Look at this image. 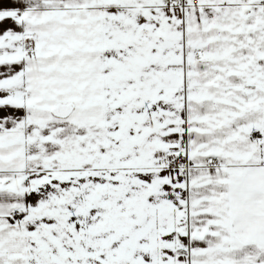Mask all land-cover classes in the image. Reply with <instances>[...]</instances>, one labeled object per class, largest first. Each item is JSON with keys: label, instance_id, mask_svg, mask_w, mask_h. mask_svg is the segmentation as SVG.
<instances>
[{"label": "snow or ice", "instance_id": "obj_1", "mask_svg": "<svg viewBox=\"0 0 264 264\" xmlns=\"http://www.w3.org/2000/svg\"><path fill=\"white\" fill-rule=\"evenodd\" d=\"M0 264H264V0H0Z\"/></svg>", "mask_w": 264, "mask_h": 264}]
</instances>
